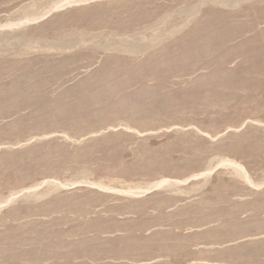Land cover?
Returning <instances> with one entry per match:
<instances>
[{
    "label": "rangeland",
    "instance_id": "1",
    "mask_svg": "<svg viewBox=\"0 0 264 264\" xmlns=\"http://www.w3.org/2000/svg\"><path fill=\"white\" fill-rule=\"evenodd\" d=\"M68 1L0 0V264H264V0Z\"/></svg>",
    "mask_w": 264,
    "mask_h": 264
},
{
    "label": "bare ground",
    "instance_id": "2",
    "mask_svg": "<svg viewBox=\"0 0 264 264\" xmlns=\"http://www.w3.org/2000/svg\"><path fill=\"white\" fill-rule=\"evenodd\" d=\"M72 1H73V0H69L68 2H72ZM66 3H67V2H66ZM24 6H25V5H24ZM18 23L21 24V22H18ZM232 165H234V164H232ZM230 166H231V164H230ZM234 167H235V168H238V169H237L238 171H239V170H240V171H241V170L243 171V169H241V167L238 166V165H234ZM235 168H234V169H235ZM240 171H239V172H240ZM239 172H238V173H239ZM209 173H210V172H209ZM242 174H243V173H242ZM246 178H247V177H246ZM163 182H164V181H163ZM163 182H160V184H162ZM160 184H159V185H160Z\"/></svg>",
    "mask_w": 264,
    "mask_h": 264
}]
</instances>
